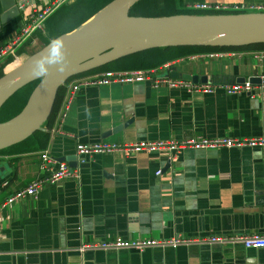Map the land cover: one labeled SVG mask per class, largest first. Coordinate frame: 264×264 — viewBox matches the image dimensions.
Returning a JSON list of instances; mask_svg holds the SVG:
<instances>
[{
	"label": "crops",
	"instance_id": "0c3cea01",
	"mask_svg": "<svg viewBox=\"0 0 264 264\" xmlns=\"http://www.w3.org/2000/svg\"><path fill=\"white\" fill-rule=\"evenodd\" d=\"M150 1L154 9L172 2L170 12L160 16L201 15L187 12L201 3L264 4V0ZM53 2L0 0V47L19 32L34 9ZM81 4L82 0L60 3L51 15L63 7L60 12L47 17L17 48L15 58L24 60L106 5L89 14ZM12 63V57L0 60V73ZM165 64L169 66L162 70ZM163 65L140 69H159V74L171 77L174 71L200 74L208 80H225L196 83L233 85L241 77L246 82L250 77H264V50L196 53ZM90 75L63 84L49 123L51 113L42 124L46 135L39 133L0 153V205L14 191L47 174L39 167L42 152L68 165L71 162L80 171L78 180L45 186L35 197L0 209V264H264V248L247 249L240 244L81 249L84 243L115 237L161 240L264 234V149H185L171 159L164 153L146 152L105 153L83 161L76 156L77 143L264 137L263 84L252 83L250 94L230 95L222 89L187 93L149 82L82 86L65 111L72 85Z\"/></svg>",
	"mask_w": 264,
	"mask_h": 264
},
{
	"label": "water",
	"instance_id": "95a60500",
	"mask_svg": "<svg viewBox=\"0 0 264 264\" xmlns=\"http://www.w3.org/2000/svg\"><path fill=\"white\" fill-rule=\"evenodd\" d=\"M138 1L111 0L84 23L59 35L64 39L67 52V65L63 73L57 71V64H52L46 79L31 75L32 61L46 52L49 46L47 43L0 76V108L19 89L39 79L22 110L0 122V150L42 129V124L52 111L59 88L73 76L152 48L240 47L264 43V12L130 15V8ZM171 75L193 82L225 80H215V77L208 80L205 75L176 71ZM236 82L244 83L245 78L236 79ZM249 82L264 85V77H250ZM69 165L73 166L71 162Z\"/></svg>",
	"mask_w": 264,
	"mask_h": 264
},
{
	"label": "built area",
	"instance_id": "2783aa9c",
	"mask_svg": "<svg viewBox=\"0 0 264 264\" xmlns=\"http://www.w3.org/2000/svg\"><path fill=\"white\" fill-rule=\"evenodd\" d=\"M65 0H54V2L42 9H34L28 16L27 22L20 28L19 32L11 38L6 44L0 47V60L5 57H12L13 62L17 59L16 50L23 44L32 33L43 26L44 21L51 15L53 10ZM23 7V3L19 4ZM196 10L212 12L238 11L237 13L246 12H264V4H248L244 6L224 5V4H193L190 6ZM216 14V13H210ZM230 14V13H218ZM169 64L161 66L162 70L166 69ZM159 69H123V70H105L97 72L90 76L79 78L71 87L70 93L65 101L64 110H68L72 102L74 93L82 86H104L110 84H127L149 82L151 86H165L167 88L182 89L187 93L211 94L217 89H222L226 94H239L246 92L250 94L252 83L245 81L233 85L213 86L205 83H196L191 80L180 77H171L168 74L158 73ZM259 147L264 149V137H187L182 139H158V140H140L135 142H106L100 141L95 143H77L76 156L83 161L85 157L100 155L105 153H121L126 156L130 153H164L168 159L179 154L185 149L206 150V149H224V148H244ZM40 169L47 171L44 176L36 177L25 187L14 191L0 205V209L8 204L16 203L25 197H35L38 191L48 185H53L64 181L65 179L80 178L78 168L69 166L66 162L58 161L50 156L48 152L40 154ZM160 172L157 171V174ZM191 243L206 244H240L247 249L264 248V234L246 233V234H214L208 237L189 238L173 237L170 239H127L115 237L110 240L84 243L81 249H135L143 250L153 246H173L187 245Z\"/></svg>",
	"mask_w": 264,
	"mask_h": 264
},
{
	"label": "trees",
	"instance_id": "16d2710c",
	"mask_svg": "<svg viewBox=\"0 0 264 264\" xmlns=\"http://www.w3.org/2000/svg\"><path fill=\"white\" fill-rule=\"evenodd\" d=\"M108 1L109 0H82L81 8H84V9L88 8L87 10H89L88 13L90 14L97 8L104 6L106 3H108ZM153 5H154L153 2H151L150 0H139L137 3H135L130 8L129 14L134 15V16H145V15L146 16H160V15L166 14L167 12H170L169 7L172 6V2L165 1L164 3L161 4L162 8L160 9H154ZM62 8L63 7H61L60 9ZM60 9L58 10L59 12H60ZM58 11L52 14L53 17L56 15V13L57 14L59 13ZM173 11L175 13L183 12V11H179L175 9ZM187 12L193 13V14H207V13L210 14V13H237L238 11L212 12V11H204V10H189V11L187 10ZM52 15L50 16L51 18H52ZM47 43H49V41L46 42V44ZM245 49L264 50V43H255V44H250V45L240 46V47L176 46V47L152 48V49L144 50L138 53L127 55L125 57L112 61L108 64H105L99 68H96L94 70H91V71H88V72H85V73H82L76 76L86 75V74H95L97 72H101L105 70L152 68V67H158L160 65H163L166 61L186 57L191 54L204 53V52H217V51H239V50H245ZM1 75H2V72L0 73V76ZM76 76H73V77H76ZM38 81L39 79L32 81L31 83L25 85L24 87L19 89L16 93H14L2 105V107L0 108V122L10 119L11 117L15 116L22 110V108L26 104V101L30 93L32 92L33 88L36 86ZM62 87L63 85L59 88L57 92V96H56V99L53 105L52 113L54 112L57 99H58V94L60 93ZM52 113L47 121V124L49 123L51 119ZM39 133L41 135L47 134L46 132L45 134L44 131L37 130L36 132L31 134L29 137H27L23 141H26L29 138L36 136ZM17 144L1 149L0 153L8 152L12 147H15Z\"/></svg>",
	"mask_w": 264,
	"mask_h": 264
},
{
	"label": "clouds",
	"instance_id": "9594fccd",
	"mask_svg": "<svg viewBox=\"0 0 264 264\" xmlns=\"http://www.w3.org/2000/svg\"><path fill=\"white\" fill-rule=\"evenodd\" d=\"M57 64V71L63 73L67 65V52L64 39L60 36L53 37L46 52L33 59L31 75L36 78L46 79L49 74V66Z\"/></svg>",
	"mask_w": 264,
	"mask_h": 264
},
{
	"label": "bare ground",
	"instance_id": "6f19581e",
	"mask_svg": "<svg viewBox=\"0 0 264 264\" xmlns=\"http://www.w3.org/2000/svg\"><path fill=\"white\" fill-rule=\"evenodd\" d=\"M19 63V60H16V62L10 64L7 68V70H10L15 64Z\"/></svg>",
	"mask_w": 264,
	"mask_h": 264
},
{
	"label": "rangeland",
	"instance_id": "374dc122",
	"mask_svg": "<svg viewBox=\"0 0 264 264\" xmlns=\"http://www.w3.org/2000/svg\"><path fill=\"white\" fill-rule=\"evenodd\" d=\"M143 9H145V8H143ZM146 16V15H145Z\"/></svg>",
	"mask_w": 264,
	"mask_h": 264
}]
</instances>
